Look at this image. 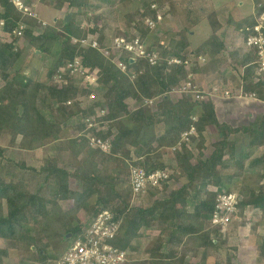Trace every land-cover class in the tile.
Here are the masks:
<instances>
[{"label": "trees", "instance_id": "trees-1", "mask_svg": "<svg viewBox=\"0 0 264 264\" xmlns=\"http://www.w3.org/2000/svg\"><path fill=\"white\" fill-rule=\"evenodd\" d=\"M89 1L56 0L54 7L72 11L73 19L66 23L58 18L53 25H43L19 11L11 0H0V21H5L2 28L10 34H0V137L26 152L63 140V145L56 146L58 156H45L39 168L8 158L0 143V239L12 241L16 251L11 262L10 246L0 245V264H52L103 211H108L117 225L108 242L128 250L127 264H185L190 252L197 254L199 248L220 251L222 241L236 235L250 206L253 215L257 212L260 216L254 226L264 224V113L255 115L247 125L234 127L221 122L211 98L240 93L264 101V75L258 73L257 55L245 45L256 17L264 11V0H254L255 11L236 22L231 43L218 33L222 25L214 16L211 34L195 49L189 39L192 30L183 27L179 38H171L169 47L160 46L153 64L148 58L133 60L123 51L117 57L125 70L113 62L114 56L108 58L90 45L83 47L81 41L90 31L100 47H110L117 37L134 39L132 30L136 28L144 42L147 31L159 27L157 8H151L159 1L151 0L140 14L154 21V26L142 29L129 21L131 24L108 39L104 34L107 24L101 19L95 20L93 28L75 22L74 17L89 7ZM117 1L128 6L136 0H108ZM20 22L25 24L23 38L32 48L27 58L23 56L27 47L18 45L20 37L14 32ZM147 51L153 48L147 47ZM76 55L82 56L90 70L98 69L97 87H82L83 78L69 71L63 72L62 79L58 77L61 64ZM172 58L180 63H170ZM43 68L44 78L40 77ZM206 74H212L208 82H204ZM188 81L204 98L195 99L189 93L171 98L170 94ZM96 91L101 98L90 97ZM128 99L138 105L132 108ZM150 99H155L154 105L145 102ZM99 106L107 109L103 117L109 125L107 131L86 128L87 118ZM192 126L195 137L188 133ZM208 127H215L221 139L205 156L202 150ZM240 132L248 139V153L228 155L230 136ZM186 133L189 142L184 140ZM91 136L103 141L112 138L110 151L92 147ZM195 148L200 151L196 161ZM257 152L258 157L245 165L248 156ZM133 167L143 169L146 176L157 170L168 176L161 177L158 185L147 181L142 191L135 193ZM235 168L241 171L231 173ZM241 177L246 180L238 190L233 185ZM72 178L80 181V189L70 187ZM171 181L180 186L170 187ZM208 189L213 194L207 196ZM231 192L237 195L236 211L226 226L213 224L218 196ZM137 200L143 203L135 205ZM62 201L68 202L67 209ZM82 211L88 214L84 218ZM144 237L149 240L140 250L133 246L137 252L132 258L133 241ZM182 246H190L187 253L180 252ZM258 255L257 264H264V239ZM225 264L236 263L227 258Z\"/></svg>", "mask_w": 264, "mask_h": 264}, {"label": "rangeland", "instance_id": "rangeland-1", "mask_svg": "<svg viewBox=\"0 0 264 264\" xmlns=\"http://www.w3.org/2000/svg\"><path fill=\"white\" fill-rule=\"evenodd\" d=\"M150 1L151 0H136L133 1L130 5L125 6L123 4L118 3V1L117 3L113 4L111 2H108V0L105 1L90 0L89 7L87 9H83V11H81L80 14L79 12L76 13V15L79 14V16L74 17L75 22L81 24L83 28L84 27L93 28L95 24L97 25V23L94 24L95 20L97 19L98 21L99 19H101L103 22L107 24L104 33L105 36H107V39L110 38L112 35L119 34V32L124 30L128 26V24H131L129 21L131 22L134 21L135 23H137V25H140L142 29H146L148 25V21L145 18H141L142 16H140V14L143 11V8L148 4H150ZM158 1H159L158 4L159 11L157 13L162 15V20L159 22L160 24L158 23L159 27L156 31L150 32L148 30L144 36L146 48L147 47L153 48V51L149 52L148 55L150 57L156 55L157 58H158V52L161 51L160 46L169 47L171 38H179L180 31L183 27L192 30L189 34V39L191 41V48L195 49L202 42L207 40L208 36L211 34L212 28L210 24V19L214 16L215 18L217 17L218 22L221 23L222 25L218 33L222 37H224L228 43H231L232 41L231 39L233 38L235 33L236 22L242 20L244 17L251 14L254 3L253 0H158ZM33 2H34L33 4H27L26 2L25 3L37 14L36 17H32V18L39 19V21L43 23V25L45 24L53 25L58 18L65 19L68 12L71 13L69 22L73 19L72 11L68 10L67 12H65L63 10L56 9L54 7L56 0H33ZM72 10L75 11V9ZM99 16H101V18H99ZM229 19L233 22L229 21ZM195 20L197 21V23H194ZM1 21H0V34L6 36L7 33L2 28L4 25L1 24ZM132 31L135 34V36H139V34H137L138 31L136 30V28L133 29ZM89 36H90V31H89ZM106 44L107 46L109 45L108 42H106ZM18 45L27 47L23 53V56H26L25 58H27L30 54V50L32 49L31 47L27 46V39L25 37L22 38L21 40H19ZM36 54H40V52L36 51ZM40 55L41 58L44 56V54L42 53ZM22 60L23 59H21L18 63L21 64ZM47 61L50 62V57H48ZM148 61L150 62L149 58ZM227 66L228 65L226 64L225 68H227ZM45 74H46V69L43 68L40 77L42 76L44 78ZM211 78H212V74H208V75L206 74L204 82H208L209 80H211ZM98 96H100L101 98L102 94L96 91L95 99H97ZM170 96L171 98L176 100L181 96V93L173 92L170 94ZM236 96L237 97L230 96L226 98H220L217 97L216 95H213L211 98L214 102H216L217 105H219V109L217 110L221 122H226L234 127H239L249 124L252 118L259 112L260 110L259 108L264 107V104L261 103L260 101H258V103L257 101L253 102L252 96L246 97V99L239 97V95ZM128 102H130L132 108L138 105V102L135 101L134 99H128ZM76 121L79 120L77 119ZM106 123L107 122L105 123L98 122V126H100V128L107 131L109 125ZM93 124H96V122L92 124H88L86 128L88 129L92 128ZM105 124L107 126V129ZM113 132L117 133V130L113 128ZM73 134H75V131L73 132ZM193 136L194 137L197 136V133L193 134ZM204 136L206 138V143H205V147L202 150V153L205 156H208L214 150L215 145L220 141L221 138L215 127H208ZM245 137L246 136H244L243 133L241 132L231 135L229 138V142L232 145L230 146V149L227 150V154L240 155L241 152L248 153V150L246 149L248 139H246ZM19 139L20 138L17 139V142H19ZM184 140L186 142H189L191 139L189 140V138L184 137ZM0 143L3 145L8 158L16 162H20V163L24 162L28 165H32L39 168L44 163L43 158L45 156H55V157L58 156V151L56 149V146L58 144L63 145V140L56 141L54 143L47 145L46 147H43L33 152H26L25 150L18 148L16 143L15 144L9 143L7 138L3 139V137H0ZM194 154H195L194 161H196L200 155L199 149L195 148ZM258 154H259L258 152L251 153V155H249L248 159L245 161V165L248 166L254 158L258 157L257 156ZM235 170H237L238 172L241 171L235 168V169H231V173L237 172ZM243 171H245V174L248 172L246 170ZM245 180L246 179L242 177L236 178L237 183L234 184L233 186H236L237 189L239 190V188L243 185V182ZM175 183H176L175 181H171L170 187H173V185L174 187L180 186V184L177 183L175 185ZM158 184L159 181L156 182V185ZM80 185L81 183L78 179L72 178L70 180L71 188L80 189ZM52 188H54L53 183L51 184V189ZM157 188H158L157 190H160L159 187ZM209 188H212V186H210ZM211 194H213L212 189H208L207 196ZM142 203L143 200L142 202L141 200L134 201L135 205H141ZM61 205L65 209L69 207V204L66 201H62ZM190 208L192 209V203H190ZM253 210L254 209L252 206L248 207L246 211L247 212L246 220L240 226L236 235L228 237L226 240L222 241L221 244L224 245L220 246V251L219 248L212 249V247H207L205 250L199 248L198 250L199 252H197V254L196 252L193 253L190 252V256H188L185 260V264H216V261L219 262L221 261L220 264H225L227 258H231L233 262L236 264H257L259 260L258 246L262 245L264 239V224H261L259 226H254V223H256V221L259 220L260 216H258L259 213L257 212H255V215H253L254 213ZM87 215H88L87 212L82 211L83 218ZM155 233L158 234L159 231L156 230ZM148 240L149 238L144 237L133 241L131 248L132 258L134 252H137L136 249L134 251L133 248L139 246V250H140V247L143 244H145ZM0 245L3 246L5 245L8 247L10 246L11 248L10 250L13 256L11 257V262H13L12 258L14 259L16 258V254H15L16 251L13 242L9 240L0 239ZM189 248L190 246L188 247L182 246L180 252L187 253V250ZM127 258H128V250H127Z\"/></svg>", "mask_w": 264, "mask_h": 264}, {"label": "built area", "instance_id": "built-area-1", "mask_svg": "<svg viewBox=\"0 0 264 264\" xmlns=\"http://www.w3.org/2000/svg\"><path fill=\"white\" fill-rule=\"evenodd\" d=\"M14 6L24 14H28L31 17H36L37 14L33 11L24 0H11ZM151 8L159 11L157 4H152ZM162 20V15L157 13V21ZM148 24L151 26L155 25L152 20H147ZM2 25H5V21H1ZM25 25L20 23V26L14 32L17 36L22 39L24 36ZM7 36H10L8 34ZM83 45H90L92 47L98 48L106 57L112 58L113 62L117 64L118 67L125 70L126 65L117 56L123 51L128 52L132 59L136 58H149L150 63H155L157 56H149L146 46L143 41L140 40L138 36L134 39L128 40L126 37L120 36L115 38L114 44L110 47H100L99 40L93 34L87 39L81 41ZM249 49H251L255 55H257L258 62V73L264 75V11L261 12L256 17V23L253 28V33L250 34L246 40L245 44ZM170 63H180V59L172 58ZM189 67V66H188ZM69 71L72 74L79 75L83 78V86L86 88L97 87L100 83L98 69L90 70L83 64L82 57L76 56L73 60L64 61L59 68L58 77L62 79L63 72ZM93 87V88H94ZM175 93H189L194 96L195 99H203L204 95L200 90L193 85L190 81L184 83V85L179 89L175 90ZM228 95L229 92L226 91ZM251 96H254L253 94ZM91 98L96 97L95 93L90 94ZM147 103L154 105L155 100H146ZM100 107V108H99ZM94 109L89 118H87L88 124H93L92 128L98 131L104 130L98 126V122L105 123L104 118L107 109L105 107L99 106ZM107 124V123H106ZM105 124V126H106ZM107 129V126H106ZM188 133H195V127L192 126ZM188 133L185 134L187 138ZM112 138H108L103 141L99 137L91 136V145L95 148H100L105 152H109L111 148L110 141ZM133 177V189L135 193L142 191L147 181H150L153 185L161 177H167V173H163L159 170L151 173L149 176L145 175L143 169L138 167L132 168ZM236 199L237 195L234 192L228 194H222L218 196V205L212 214V223L220 224L226 226L231 219L232 214L236 211ZM117 230V225L111 221V215L108 211H103L94 216L93 223L85 227L83 233L80 236L74 237L68 244L62 255L55 259L52 264H127V250L120 249L108 242L110 238L113 237L115 231Z\"/></svg>", "mask_w": 264, "mask_h": 264}, {"label": "crops", "instance_id": "crops-1", "mask_svg": "<svg viewBox=\"0 0 264 264\" xmlns=\"http://www.w3.org/2000/svg\"><path fill=\"white\" fill-rule=\"evenodd\" d=\"M254 1V0H253ZM255 2V1H254ZM255 11V6H254V3H253V10H252V12L251 13H253ZM145 39V38H144ZM144 42H145V40H144ZM239 95V97H241V98H245L246 99V97H251V95H248V96H242L241 94H238ZM237 97V96H236ZM252 100H253V102H255V101H257V103H258V101H260L261 103H263L264 104V101H261V100H259V99H257L256 97H253L252 96ZM216 103V102H215ZM217 109H219V105H217ZM260 110H259V112L257 113V114H261V113H264V107L263 108H259ZM256 114V115H257ZM262 152H264V149H263V151ZM246 153H244V152H241L240 153V155H245ZM258 156V155H257Z\"/></svg>", "mask_w": 264, "mask_h": 264}, {"label": "water", "instance_id": "water-1", "mask_svg": "<svg viewBox=\"0 0 264 264\" xmlns=\"http://www.w3.org/2000/svg\"><path fill=\"white\" fill-rule=\"evenodd\" d=\"M70 17H71V13L68 12L67 15H66V17H65V19H64L66 23L69 22ZM71 236H72V235H71V233H70V234H68L67 238H70Z\"/></svg>", "mask_w": 264, "mask_h": 264}, {"label": "clouds", "instance_id": "clouds-1", "mask_svg": "<svg viewBox=\"0 0 264 264\" xmlns=\"http://www.w3.org/2000/svg\"><path fill=\"white\" fill-rule=\"evenodd\" d=\"M157 5H158V4H157ZM160 21H161V20H160ZM160 21H159V22H160ZM159 22H158V23H159ZM22 38H23V37H22ZM19 40H21V39H19ZM144 44H145V43H144ZM81 45H82L83 47L86 46V45H83L82 43H81ZM94 48H95V47H94ZM146 49H147V48H146ZM76 56H78V55H76ZM76 56H75V57H76ZM79 56H81V55H79ZM75 57H74V58H75ZM81 57H82V56H81ZM74 58H73V59H74ZM136 59H137V58H136ZM133 60H135V59H133ZM66 61H67V60H66ZM82 61H83V58H82ZM83 64H84V63H83ZM116 65H117V64H116ZM117 67H118V66H117ZM59 68H60V67H59ZM119 68H120V67H119ZM81 78H82V77H81ZM82 82H83V81H82ZM82 87H84L83 84H82ZM84 88H86V87H84ZM150 100H152V99H150ZM154 100H155V99H154ZM145 102H146V100H145ZM146 103H147V102H146ZM148 104H149V103H148ZM124 250H125V249H124Z\"/></svg>", "mask_w": 264, "mask_h": 264}]
</instances>
